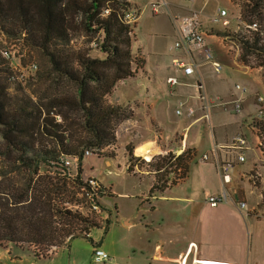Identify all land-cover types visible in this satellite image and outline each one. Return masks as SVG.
<instances>
[{
    "label": "trees",
    "instance_id": "1",
    "mask_svg": "<svg viewBox=\"0 0 264 264\" xmlns=\"http://www.w3.org/2000/svg\"><path fill=\"white\" fill-rule=\"evenodd\" d=\"M12 1L16 2L22 21L23 38L27 33L32 36L33 44L46 59L47 74L53 75L57 86H47L43 95L28 93L23 85L32 76L24 83L13 80L12 68L1 55L3 45H0V58L3 60L0 62V157L6 161L5 169L0 171V244L9 243L20 248L26 246L30 250L33 245L40 252L38 254L32 250L34 256L42 257L75 235L90 238L84 234L89 229L69 235L65 228L56 229L52 225V217L66 216V211L52 206L51 202L52 194L66 190L64 179L69 171L63 166L62 159H77V184L82 183L81 161L86 150L115 158V153L107 154V151L99 150L116 143V126L133 114L125 104H111L107 96L119 82L143 70L141 67L144 63L142 61L141 64L140 60L135 62L137 57L131 53L130 36L136 24L124 22L123 16L135 4L128 0H85L75 3L76 12L81 14L86 30L96 34L93 41L103 57H92L84 50L69 46V0H36V9L30 8L24 0ZM247 1L246 6H250V11L264 10V0ZM136 8L140 13V9ZM105 9H108L106 14ZM8 15L7 6L0 0V17ZM225 30L217 26L209 27L211 33L222 37L228 35ZM240 39L243 46L240 57L249 54H254L257 59L261 57L263 59L258 66L264 68V45L260 44V39L253 37L251 40L246 35ZM35 64L36 73L38 65ZM133 64L136 66L133 67ZM48 77L37 73L36 81H45ZM62 81L67 84L66 88L59 84ZM12 90L14 93L10 92ZM57 117H61L62 122L57 121ZM254 124L256 128L264 129L263 123ZM125 150L130 165L139 160V157L132 155L133 147L129 144ZM183 156L185 154H180L173 161L172 153L157 156L159 161L155 169L165 174L161 181L174 183L176 181L171 177L179 173L183 179L186 172V157ZM13 171L26 172L27 180L18 184L7 175ZM163 188H166L163 183L156 182L150 191L158 192ZM24 233L31 237L25 241L27 245H16L17 239ZM58 236L60 239H57ZM42 243L45 244L43 247L40 246Z\"/></svg>",
    "mask_w": 264,
    "mask_h": 264
},
{
    "label": "crops",
    "instance_id": "2",
    "mask_svg": "<svg viewBox=\"0 0 264 264\" xmlns=\"http://www.w3.org/2000/svg\"><path fill=\"white\" fill-rule=\"evenodd\" d=\"M128 1L132 2V0ZM136 5L138 6V4ZM170 5L169 16L185 14L190 9H195L183 8L173 1L170 2ZM174 9H177L179 13L174 14ZM226 10L228 12V9ZM217 27L221 28L218 25ZM222 28L224 27L222 26ZM178 37L179 33L177 34ZM215 37L218 38L219 36L208 35L205 40L213 50V59L221 64V70L225 68L228 73L247 76L249 82L264 93L263 77L258 73L256 75L253 69L241 64L240 61L236 62L229 51L214 41L213 38ZM175 50H177L176 54L170 56L169 64L165 66V69L167 67L166 71L171 73L168 76H176L180 81V84L173 88V93L169 89L170 94L175 98L196 92L195 82L202 80L207 95H220L226 102L230 101L231 97L241 99L242 108L240 112L242 113L236 121L223 124V140H220L221 132L218 129L220 125L216 124V116L224 110L234 113L229 103L217 105L210 109L211 123L214 121L211 127L212 141L207 138V133L204 131L203 148L199 146L198 140L192 136L193 128L199 123L196 118L201 115L200 113L191 120L185 119V127L179 132L166 124L163 119L154 116V113L152 114L153 105H148L147 102L141 100H136L135 104L123 103L129 107L133 114L131 118L124 120V123L127 121L137 123L140 130V134L138 132L136 136L128 135L125 148L128 144L133 147L132 155L137 157V153L140 152L135 153L136 149L140 143L144 142L145 144L141 145H145L147 150L145 154H141L142 157L149 160H152L155 155L162 156L165 152L178 154V156L185 154L183 157H186V172L183 179L166 186L161 191L151 192L153 176L149 175V171L144 166L133 161L134 170L130 168L129 176H136L139 181L146 177L150 180L146 191L143 192L148 193V197L145 198L144 202L137 201L138 208L136 211L127 210V212H123L119 207H116L112 212L102 208L103 211L99 216L101 222L97 224L95 230L90 231L89 239L82 235H75L63 244L53 247L50 254L42 257L34 256L32 250L26 246L20 248L10 244H0V262L4 264H264V252L261 251L264 249V240L255 237V240L250 238L249 241H246L238 228L237 232H234L236 222L220 207L221 204L211 207L205 202L206 197L210 194L227 189L232 198L228 203H235L244 197L246 207L249 205L247 191L251 194L254 193L249 171L254 167H259V165L253 161L251 166L246 169L234 171L232 169L234 166H240L245 162L246 151L251 150L257 156L256 146L259 143V136L258 128L255 127V122L253 123V116L258 109L256 95L253 94L254 92L247 93L245 87L246 93L240 91L239 96L223 94L219 88L221 84L213 81L215 73L212 65L204 60L198 50L193 47H182ZM222 56L227 57V59L220 60ZM175 57L193 63L194 72L188 75L175 69L171 64V60ZM249 106L252 110H248L250 109ZM140 107L147 108L148 112L142 115ZM145 120H149L150 123H144ZM205 127L204 123L203 128ZM157 128L161 129L163 133ZM229 128H233L231 133L228 131ZM120 135L123 133L117 136ZM235 135H242L246 142L241 150L244 154V161L242 162H238L235 155L227 147L230 139ZM157 136H163L161 138L163 140L156 143L155 137ZM213 149H217V154L214 153ZM203 153L208 155L207 160L200 159ZM123 154L126 157L125 161H128L126 150ZM216 156L233 161L229 183L225 184L221 178L215 165ZM138 159L141 161L140 158ZM110 161V159H106V163L109 164ZM96 178L106 187L108 195L114 193L110 186L104 184L100 178ZM121 195L125 196L126 193H121ZM136 195L134 194V197ZM144 206L146 207L143 208ZM95 249L107 252L113 257V260L110 262L94 261L92 254ZM211 249H220L223 251L221 252L222 256L229 259L207 257L206 255Z\"/></svg>",
    "mask_w": 264,
    "mask_h": 264
},
{
    "label": "rangeland",
    "instance_id": "3",
    "mask_svg": "<svg viewBox=\"0 0 264 264\" xmlns=\"http://www.w3.org/2000/svg\"><path fill=\"white\" fill-rule=\"evenodd\" d=\"M24 1L29 3L30 8L34 7V9H36L38 5L36 0ZM69 1L71 2V5H69V20L67 22L70 37L69 46L75 50H84L89 56L92 57H103V54L98 49H96L94 44H92L96 34L90 33L86 30L82 23L81 14L76 12L75 3L85 0ZM152 1L154 0H132V2L138 4V6L136 4L133 5L134 3L130 2L133 6L140 8L138 23L136 24V20L134 23L136 26L133 28L134 32L132 30V34L130 36L131 53L134 57H137L135 62L140 60L141 64H145L142 65L144 69L139 72L137 71L134 77H130L123 82L121 81L122 83L119 82L116 89L112 91L109 96H107V101H109L111 104H115L116 102H119L116 104H135L136 100L147 102L148 105L151 104L154 106L152 109V114L154 113V116H158V118L163 119L166 124L172 126L173 129H177L179 132H181L185 127V119L191 120L196 117L198 113L201 114L200 101L197 99V93L195 91L193 93L190 92L185 94L183 99H186L188 103L193 105L195 108V115L189 118L185 112L182 114H177L175 112L178 101L177 98H175L169 92L166 79L171 73L166 71L167 67L165 69V66L169 64L170 56L176 54L177 52V50L170 49V45L173 44L178 34L173 19L175 15L169 16V9H161V13L158 15L152 14L150 7ZM167 1L171 3L173 1L176 5L183 8H195L200 10L203 15L215 13L220 7L228 9V15L232 18L229 26L224 28L226 29L225 31L228 33V35L224 38H221L222 36H219L218 38L215 37L213 38L214 41L221 44L223 49L229 51L231 57L236 62L240 61L241 64L253 69L254 73H256V75L258 73L263 77L264 80V68L258 66V62H260L263 58L261 59L260 57L257 59L254 54L244 55L243 58L240 57L242 54L241 47H243L241 45L240 39L242 35L249 36L251 40L253 37L254 39L259 38L260 44L264 45L263 9L250 11V6H246L248 4L247 0ZM3 3L5 6H7L9 15L5 18L0 17V45H6L8 49L9 47L13 50L16 49V53L22 54L21 62L23 64L28 62L37 63V72L33 76L30 74L32 77L26 81V83L23 85V88L31 95H33L32 93H41L43 95L46 93L47 86H57L55 79H52V74H47L48 66L46 64V59L41 54V51L33 44L34 42L32 36L28 35L27 33L23 38V34H21V30L23 29L22 21L17 13L16 2L12 0H3ZM174 12V14L179 13L177 9H174ZM253 21L257 23L256 30L247 28V26ZM218 26L221 27L218 29L223 30L221 23H219ZM225 59H227V57L222 56L220 60ZM1 61L3 60L0 58V62ZM135 66L136 64H133V67ZM256 69L259 70L257 71ZM37 73H42L43 77H49L45 81L38 82L36 81ZM154 76L156 77L155 79ZM214 77L215 79L213 81L221 84L219 88L223 94H233L234 96H239L241 90L235 88V84H239L242 88H246L247 93L254 92L253 94L262 96L261 105H264V93L255 88V86L249 82V78L247 76L228 73L225 68H222L220 74H214ZM59 84L62 85V88H66L67 86L66 83H63V81L59 82ZM191 87L193 88V85ZM10 92L14 93L13 90ZM232 98L233 97H231V99ZM257 106H259V104H257ZM139 109L141 110L140 112L142 115L148 112V109L145 107H140ZM248 110H252L251 107ZM241 113L242 112L235 114L228 110H224L222 113L216 116V124L218 123L220 125L218 128L221 132L220 140H223L224 136L223 124L236 121L239 119V115ZM58 119L57 121L62 122L61 117ZM209 122L205 123L206 127L203 128V121H199L192 131L193 138L198 140V144L201 148H203L205 139L204 131L207 133V138L212 141L211 127L213 126L212 123H214V121L211 123V120L209 119ZM144 123L150 122L149 120H145ZM262 126L264 127V124ZM158 129L159 128H157V130ZM232 129L233 128H229L228 131L231 133ZM159 130L160 132L162 131L161 129ZM138 132L140 134L137 123L135 124L129 121L124 123V120L119 122L116 126V135L121 133H123V135H120L119 137L117 136L115 141L116 148L113 153H117L118 155L115 154L117 157L112 159L111 157L98 155L97 153L85 155L81 161L82 174L80 179L82 180V183H75L77 168L72 167L69 169V172L66 174L67 177L64 179L66 182V190L60 194L57 193L56 195H51V202L53 203L52 206L58 207L59 209L61 207L62 211H66V216H68L52 217V225L56 229L65 228L66 231H68V234L71 235L81 231H88V229V232L91 230L93 231L96 229V227L90 226V223L97 225L99 222H101L99 213L88 210V201L83 189H81L85 182L90 178L103 186V184L96 177L100 178L104 184L110 186L111 190L114 191L113 194L105 195L99 199L101 207L105 210H111L114 212V209L119 207V209H121L123 212H127V210L136 211L139 200L142 202L145 201V198L148 197V193L143 192L146 191L150 180L146 177L142 181H139L138 177L129 176V170L125 167V162H127L125 161L126 157L123 154L125 152V142L128 139V135L136 136L138 135ZM161 133H163V131ZM146 134L147 136L149 135L148 132ZM258 136L259 143L256 146L257 156L254 155L253 151L251 150L246 151L245 162H243L240 166H234L232 169V171L246 169L251 166L253 161L259 165V167H254L249 171V175L251 176L250 181H252L254 186L253 194L247 191V200L249 205H247L246 209L243 211L239 209L234 202L221 204L220 206L235 220L236 228H234V232L236 233L238 228L240 234L246 241H249L250 238L255 240V237H259L260 239L264 240V129H258ZM155 138L156 143L163 140L161 139L163 136L160 138ZM141 144L145 143L142 142L139 145ZM98 153L103 154L102 152ZM168 153L169 152H165L162 155H168ZM107 154H110V152ZM137 154V156H139L141 159V161L139 160L137 164L144 166V168L149 171V175L153 176V184L156 182L159 184L163 183L165 186L172 184L170 182L165 183L161 181V178H163L165 174H161V170L156 171L155 169V164L159 161L157 159V155L152 157V160L149 162H146L141 153ZM127 155L128 154L126 152V156ZM106 159L111 160L109 164L106 163ZM5 165L6 161L0 157V171L5 169ZM25 173L26 172L23 173L13 171L7 175L12 177L11 179H14L18 184H20L23 180H27V175H25ZM18 177H22L23 179L19 180ZM84 190H86L85 187ZM121 193H126V195L122 196ZM31 194L32 193H30L29 196H31ZM134 194L137 195L134 197ZM242 198H240V200L246 201L244 197ZM145 207L146 206L143 208ZM220 207H218V209H220ZM247 210L249 215L246 217L244 212ZM67 211L69 213H67ZM30 238V235H26L25 233L21 234L19 238L20 240L17 239L16 241V245H27L28 242L25 241H29ZM57 239H60V236H58ZM19 241L21 242L18 243ZM44 245V243L40 244L42 247ZM261 251L264 252V249ZM221 252L223 251H220V249H211L206 256L229 259L228 257L222 256Z\"/></svg>",
    "mask_w": 264,
    "mask_h": 264
},
{
    "label": "built area",
    "instance_id": "4",
    "mask_svg": "<svg viewBox=\"0 0 264 264\" xmlns=\"http://www.w3.org/2000/svg\"><path fill=\"white\" fill-rule=\"evenodd\" d=\"M170 2L167 0H154L151 2L150 7L152 14L158 15L161 13V9L168 10L170 8ZM108 12V9L104 10V14ZM124 22L129 24H134L136 20L139 17V10L132 6L130 7L124 14ZM174 24L177 28V31L179 33V37L173 42V44L170 46V49H178L182 47H193L196 50L199 51V53L202 55L204 60L208 61L213 68V71L216 75H218L221 71V64L213 59V51L209 44L206 43L205 37L208 35H214L217 36L209 31L210 26H217L219 23L226 28L229 26L231 17H229L228 12L225 8H218L217 11L213 14L209 15H203L200 11L196 9H190L185 14L175 15L173 17ZM247 28L256 30L257 23L251 22ZM95 45V41L93 43ZM16 49H11L9 47L4 45L1 49V55L6 59L11 68H12V79L24 83L32 74L34 75L37 66L34 62H29L28 64L24 65L21 62L22 54L16 53ZM172 66L177 69L181 70L185 74H192L194 72V64L191 62H187L182 58L175 57L171 60ZM166 83L169 86V89L173 93V88L180 84V81L177 79L176 76H168L166 79ZM195 88H196V97L200 101V109H201V115L196 118L198 121H203L204 123H208L210 119V109L217 105H224V104H230L231 110L234 113H239L241 111V99L240 98H232L230 101L226 102L223 100V98L220 95H207L205 92V86L204 82L202 80H197L195 82ZM235 88L239 89L243 92H245V88H242L239 84H235ZM177 108L175 112L177 114H182L183 112L186 113L187 117H193L195 115V108L193 105L189 104L186 99H183V97L177 98ZM256 101L259 104L258 109L254 115V122H260L264 124V107L261 105L262 103V96L256 95ZM59 117H57L58 119ZM59 120V119H58ZM119 127V126H118ZM126 130V129H125ZM117 136V135H116ZM157 138H160V136H157ZM246 142L242 135H235L232 137L229 145L227 146L231 152L235 155L236 160L238 162L244 161V154L241 152V150L244 148ZM115 144L107 145L103 148H101L99 151L106 152H114L115 151ZM214 153L217 154V149H213ZM90 150H86L85 154L89 155ZM178 154L173 155L171 160L173 161ZM139 157V156H137ZM201 160H207L208 155L206 153H203L200 156ZM63 166L66 167L67 171H69L70 168L76 167L77 165V159L76 158H67L64 157L63 159ZM144 160L146 162H149L150 160H147V158L144 157ZM139 160L137 161V163ZM215 165L221 175V178L223 182L229 183L230 182V169L233 166V161L231 159H221L218 156L215 157ZM125 167L127 169L132 168L134 170V165H130V163L127 161L125 163ZM172 180L179 181L180 173L172 176ZM172 183L171 181H168ZM84 187L86 190H84ZM84 191V194L86 196V199L88 201V210L92 212L101 213L103 211L99 199L107 193V189L100 185L97 181L93 179H88L83 187L81 188ZM232 198L230 197V193L227 191V189H223L217 193H212L208 197H206L205 202L211 206L215 207L219 204H226L230 202ZM236 205L239 209L242 211L246 209V203L243 200H237ZM244 215L247 217L249 215L248 211L244 212ZM107 217V216H106ZM85 235L90 236L89 232H84ZM33 251L38 252L40 254L39 250L31 245L30 247ZM47 253H51V250ZM92 258L96 262H104V261H112L113 257L109 255L107 252L103 250H97L95 249L92 254ZM0 264H4L0 262ZM238 264V263H235Z\"/></svg>",
    "mask_w": 264,
    "mask_h": 264
},
{
    "label": "bare ground",
    "instance_id": "5",
    "mask_svg": "<svg viewBox=\"0 0 264 264\" xmlns=\"http://www.w3.org/2000/svg\"><path fill=\"white\" fill-rule=\"evenodd\" d=\"M146 150L147 149H146V146L145 145H140V146L137 147L136 152H140L142 154H145Z\"/></svg>",
    "mask_w": 264,
    "mask_h": 264
}]
</instances>
